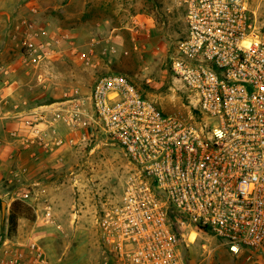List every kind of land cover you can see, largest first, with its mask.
Instances as JSON below:
<instances>
[{"label": "built area", "instance_id": "built-area-1", "mask_svg": "<svg viewBox=\"0 0 264 264\" xmlns=\"http://www.w3.org/2000/svg\"><path fill=\"white\" fill-rule=\"evenodd\" d=\"M172 3L184 25L168 69L183 84L189 113L164 112L126 73L110 70L97 75L85 98L75 89L50 103L24 101V126L9 132L20 145L43 150L103 134L124 150L132 169L118 198L96 217L97 264H185L179 247L186 232L191 241L192 234H211L236 256L263 250L264 23L247 0ZM24 31L22 44L36 61L44 44ZM96 43L71 52L93 67ZM24 171L9 182L22 183ZM27 182L20 199L40 184ZM43 218L59 227L49 205ZM39 262L45 254L34 241L26 250L5 249L0 260ZM254 263L264 264L257 257Z\"/></svg>", "mask_w": 264, "mask_h": 264}, {"label": "rangeland", "instance_id": "rangeland-1", "mask_svg": "<svg viewBox=\"0 0 264 264\" xmlns=\"http://www.w3.org/2000/svg\"><path fill=\"white\" fill-rule=\"evenodd\" d=\"M247 2L264 23V0ZM107 16L113 24L103 22ZM131 16L142 19L132 31L128 29ZM0 17V81L4 86L14 85L8 96L13 102L23 106L24 101L28 105L50 103L75 89L85 98L100 72L116 70L126 73L164 112L191 110L182 82L173 80L168 69L184 25L183 13L172 0H0ZM24 29L36 37L39 46L44 44L40 49L44 55L36 61L22 44ZM41 30H46V37L40 35ZM92 38L99 42L94 45L95 68L71 52L73 46L87 49ZM19 147L7 172L0 171L1 200L8 203L10 213L12 202L30 189L27 181H40L29 198L20 199L30 207L22 215L27 223L37 220L29 240L44 250L45 262L37 264H97L101 256L95 220L105 203L120 195L132 169L128 156L103 134L72 148ZM21 150H28L30 168ZM22 168V183L9 182ZM46 205L59 227L45 222ZM189 236L186 232L180 240L179 254L185 264H255L256 257L264 262V244L259 256L247 258L233 255L211 234H194L193 241Z\"/></svg>", "mask_w": 264, "mask_h": 264}, {"label": "crops", "instance_id": "crops-1", "mask_svg": "<svg viewBox=\"0 0 264 264\" xmlns=\"http://www.w3.org/2000/svg\"><path fill=\"white\" fill-rule=\"evenodd\" d=\"M103 22L113 24L111 16H107L103 20ZM133 22L136 25H133ZM96 23L99 26L104 25V23L102 24V22H99V21L98 22L96 21ZM129 23H130V27H128V29L132 31L134 30V28H136V26L142 24V19L141 18L139 19V17L137 16H131V20L129 21ZM115 29L116 28H113L111 31H109V33L110 34L113 33ZM10 32L12 33V31ZM13 35L14 34H12V36ZM12 36L11 35L9 36L10 40L14 39V37ZM113 37L114 35L111 36V38ZM0 42H2L1 36H0ZM29 71L30 69L26 70V72H29ZM13 87H14L13 84L4 86V83L0 81L1 97L3 98V101L0 104V171H3V174L7 172L8 165L14 162L13 157H15L17 153H19L18 151L15 150V147L20 148L19 146H21L20 144L16 142L17 140L10 137L9 132L12 129H22L23 128L22 126H24V120L26 119V116L24 115L26 111V106L25 105L23 106L20 102H13L12 97H8L10 94V91L13 90ZM21 151H22L21 155L27 154L26 163L28 164L29 163L28 162L29 161L28 150H27V153L24 150H21ZM30 164L32 163H29V168L31 167ZM32 180H35V179H29L28 181L30 182ZM1 186H2V183L0 181V203L2 201L1 200V195H2ZM8 214H9L8 203L6 202V209H5L4 216L2 215L1 204H0V260L4 256L5 249H8V248L16 249L17 248L21 250H26V245L29 243L31 236H33L34 234V231H33L34 224L35 222H37L36 217H35V221L33 222L32 220L31 222L33 224L27 223V221L24 219L25 217L22 216L23 215L22 214L18 217L15 230L12 232H9L8 231ZM54 228L55 226H53V229Z\"/></svg>", "mask_w": 264, "mask_h": 264}, {"label": "trees", "instance_id": "trees-1", "mask_svg": "<svg viewBox=\"0 0 264 264\" xmlns=\"http://www.w3.org/2000/svg\"><path fill=\"white\" fill-rule=\"evenodd\" d=\"M26 210H30V207H28L27 204L24 203L22 200L16 199L12 202L10 213L8 216V231L9 232H12L15 230L18 217L22 215Z\"/></svg>", "mask_w": 264, "mask_h": 264}, {"label": "water", "instance_id": "water-1", "mask_svg": "<svg viewBox=\"0 0 264 264\" xmlns=\"http://www.w3.org/2000/svg\"><path fill=\"white\" fill-rule=\"evenodd\" d=\"M0 204H1V212H2V215L4 216L5 209H6V202L2 200Z\"/></svg>", "mask_w": 264, "mask_h": 264}, {"label": "flooded vegetation", "instance_id": "flooded-vegetation-1", "mask_svg": "<svg viewBox=\"0 0 264 264\" xmlns=\"http://www.w3.org/2000/svg\"><path fill=\"white\" fill-rule=\"evenodd\" d=\"M106 204H108V202H107V203H105V206H106ZM105 206H104V207H105ZM104 207H103V208H104ZM103 208H101V210H102ZM101 210H100V211H101ZM96 228H97V226H96ZM97 231H98V228H97Z\"/></svg>", "mask_w": 264, "mask_h": 264}, {"label": "bare ground", "instance_id": "bare-ground-1", "mask_svg": "<svg viewBox=\"0 0 264 264\" xmlns=\"http://www.w3.org/2000/svg\"><path fill=\"white\" fill-rule=\"evenodd\" d=\"M194 234H192V237H193ZM193 240V239H192Z\"/></svg>", "mask_w": 264, "mask_h": 264}]
</instances>
